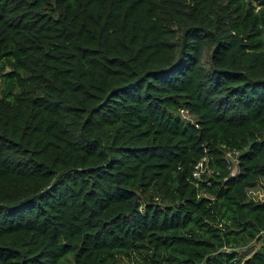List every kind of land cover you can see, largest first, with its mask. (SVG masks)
Returning a JSON list of instances; mask_svg holds the SVG:
<instances>
[{"label":"trees","instance_id":"obj_1","mask_svg":"<svg viewBox=\"0 0 264 264\" xmlns=\"http://www.w3.org/2000/svg\"><path fill=\"white\" fill-rule=\"evenodd\" d=\"M261 176L264 0H0V264H264Z\"/></svg>","mask_w":264,"mask_h":264},{"label":"rangeland","instance_id":"obj_2","mask_svg":"<svg viewBox=\"0 0 264 264\" xmlns=\"http://www.w3.org/2000/svg\"><path fill=\"white\" fill-rule=\"evenodd\" d=\"M208 55H209V52L206 51V50H204V51L202 52V55L200 56V61H201L202 63H204V65L207 64V61H208ZM183 116L188 117L187 115H183ZM226 156H227L228 160H229V161L231 162V164H232L233 156L230 155V154H226ZM201 170H202V169H201ZM246 196H247L248 198H251V199H262V198H264V176H261V177L259 178V180H258L255 184H253L251 187H249V188L246 190ZM254 247H257V245H251V246L249 247V250H248V251L250 252L251 250L254 249ZM124 260H126V259H125V258L122 259V260H121V263H122Z\"/></svg>","mask_w":264,"mask_h":264},{"label":"built area","instance_id":"obj_3","mask_svg":"<svg viewBox=\"0 0 264 264\" xmlns=\"http://www.w3.org/2000/svg\"><path fill=\"white\" fill-rule=\"evenodd\" d=\"M181 113H182L183 115H186V111H184V110H181Z\"/></svg>","mask_w":264,"mask_h":264}]
</instances>
